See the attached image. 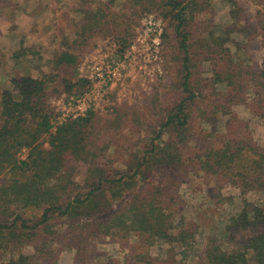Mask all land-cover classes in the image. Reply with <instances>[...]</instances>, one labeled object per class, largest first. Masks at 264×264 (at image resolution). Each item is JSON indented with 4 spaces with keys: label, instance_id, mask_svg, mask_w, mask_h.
I'll list each match as a JSON object with an SVG mask.
<instances>
[{
    "label": "trees",
    "instance_id": "obj_1",
    "mask_svg": "<svg viewBox=\"0 0 264 264\" xmlns=\"http://www.w3.org/2000/svg\"><path fill=\"white\" fill-rule=\"evenodd\" d=\"M228 1L237 7L234 0ZM250 1L264 6V0ZM138 11H157L167 21V46L171 64L178 68L181 97L161 111L156 135L143 151L130 153L121 170L108 153L114 135L123 129L122 110L110 118L88 109L60 122L53 99L90 84L78 71L90 39L118 37L124 52L134 23L131 17ZM201 11L198 0H131L107 14L100 6L85 9L73 36H62L51 72L13 78L15 92H0V264H33L25 254L27 247L40 256L51 254L47 245L57 240L50 232L54 218L87 220L96 236L133 231L193 248L196 231L182 223L175 203L178 192L170 193L186 181H178L175 173H201L218 189L264 192V146L254 142L246 123L229 109L251 99L253 112L264 113V61L254 71L238 55L240 47L229 34L197 35L196 16ZM219 85L225 87L224 94L217 90ZM218 112L229 114L225 134L215 135L211 129L207 137L211 133L219 139L220 147L199 144L203 139L191 147L194 121L210 123ZM73 163L86 166L82 185L72 179ZM137 187L141 190L130 202L112 212ZM33 211L37 216L30 218ZM106 213H111L106 221L96 220ZM226 230L232 245L224 248L222 241L209 238L198 264H264V205L244 201ZM245 231L249 235L237 237Z\"/></svg>",
    "mask_w": 264,
    "mask_h": 264
},
{
    "label": "rangeland",
    "instance_id": "obj_2",
    "mask_svg": "<svg viewBox=\"0 0 264 264\" xmlns=\"http://www.w3.org/2000/svg\"><path fill=\"white\" fill-rule=\"evenodd\" d=\"M130 1L0 0V92L4 89L15 92L13 78L38 77L51 72L62 36H73L74 25L80 21L83 10L100 6L106 14L111 10L118 12ZM198 2L202 11L196 16L197 35L206 37L213 32L225 37L229 34L238 43V55L246 65L254 71L260 70L264 61V6L250 0H234L235 9L228 0ZM231 11L236 16L231 17ZM131 19L134 23L124 52H120L123 46L118 37L98 35L90 39L78 65L80 76L90 84L78 92L63 93L53 99L60 122L84 115L88 109L110 118L122 110L123 129L114 135L108 153L121 170L125 169L129 154L143 151L144 144L156 135L161 111L181 97L175 76L178 68L174 62L171 64L167 46L170 42L167 21L157 11H138ZM106 74L110 79L104 81ZM217 90L226 92L223 85L217 86ZM262 90L264 94V88ZM253 91L250 87L248 95ZM250 103L251 99L245 104L230 105L229 109L246 123L254 142L264 146V113H254ZM228 118L229 114L218 112L210 123L194 121L195 138L190 141L191 147L202 139L199 144L206 141L220 147L219 139L211 133L210 138L207 136L211 129L215 135H224ZM72 166V179L82 185L86 166L82 163ZM175 177L178 181L186 180L170 193L178 192L180 200L175 203L182 223L196 231L193 248L152 240L133 231L96 236L91 234L87 220L70 223L64 218H54L50 232L56 233L57 240L47 245L51 254L40 256L29 247L25 248V254L33 264H198L209 238L222 241L224 248L232 245L226 227L241 212L244 201L264 205V192H242L232 186L218 189L204 175L192 171L187 175L175 173ZM140 190L137 187L126 193L112 212L123 209ZM37 213L33 211L29 217H36ZM109 215L111 213L103 214L96 220L104 222ZM180 221L178 217L176 222ZM246 235L249 231L237 237ZM46 237L53 238L48 234Z\"/></svg>",
    "mask_w": 264,
    "mask_h": 264
},
{
    "label": "built area",
    "instance_id": "obj_3",
    "mask_svg": "<svg viewBox=\"0 0 264 264\" xmlns=\"http://www.w3.org/2000/svg\"><path fill=\"white\" fill-rule=\"evenodd\" d=\"M111 74V73H110ZM103 78V77H102ZM110 79V76H109V74H106L105 75V79H104V81H106V80H109Z\"/></svg>",
    "mask_w": 264,
    "mask_h": 264
}]
</instances>
